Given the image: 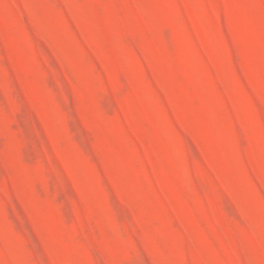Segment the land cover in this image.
<instances>
[{
  "label": "rangeland",
  "instance_id": "374dc122",
  "mask_svg": "<svg viewBox=\"0 0 264 264\" xmlns=\"http://www.w3.org/2000/svg\"><path fill=\"white\" fill-rule=\"evenodd\" d=\"M0 264H264V0H0Z\"/></svg>",
  "mask_w": 264,
  "mask_h": 264
}]
</instances>
